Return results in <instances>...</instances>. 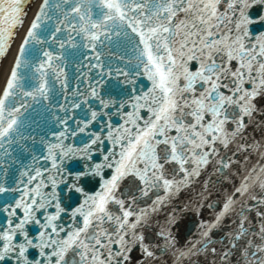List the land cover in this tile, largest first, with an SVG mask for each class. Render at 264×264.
I'll return each mask as SVG.
<instances>
[{"label": "snow or ice", "instance_id": "1", "mask_svg": "<svg viewBox=\"0 0 264 264\" xmlns=\"http://www.w3.org/2000/svg\"><path fill=\"white\" fill-rule=\"evenodd\" d=\"M0 264H264V0H0Z\"/></svg>", "mask_w": 264, "mask_h": 264}]
</instances>
